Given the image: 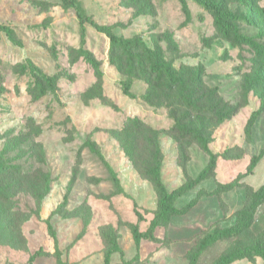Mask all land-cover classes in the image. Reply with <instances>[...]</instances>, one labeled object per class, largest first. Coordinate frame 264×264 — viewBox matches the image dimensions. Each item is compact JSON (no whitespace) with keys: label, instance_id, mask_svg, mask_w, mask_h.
<instances>
[{"label":"rangeland","instance_id":"374dc122","mask_svg":"<svg viewBox=\"0 0 264 264\" xmlns=\"http://www.w3.org/2000/svg\"><path fill=\"white\" fill-rule=\"evenodd\" d=\"M212 1L247 17L250 22L231 24L264 43V0ZM79 2L98 24L123 37L138 35L159 51L180 82L168 87L153 76H137L130 87L134 97L126 96L121 81L128 76L110 63L109 39L82 26L74 8L61 0H0V23L11 26L19 41L0 31V151L26 173L0 196V264H102L114 245L119 250L109 264H187L199 239L233 225L236 211L264 181V110L249 137L245 132L250 113L264 105V57L233 33L224 36L195 0ZM30 64L54 77V91L36 97ZM178 123L199 130L219 158L204 180L174 200L178 208L193 205L159 220L152 236L136 244L133 227L148 231L159 211L150 171L155 162L171 190L208 161ZM45 176L49 190L39 198ZM254 241L264 242V204L246 230L204 249L198 263Z\"/></svg>","mask_w":264,"mask_h":264},{"label":"trees","instance_id":"16d2710c","mask_svg":"<svg viewBox=\"0 0 264 264\" xmlns=\"http://www.w3.org/2000/svg\"><path fill=\"white\" fill-rule=\"evenodd\" d=\"M195 1L200 3L212 14L215 27L224 36H229L230 33H233L238 41L249 45L258 55L264 57V43L256 41L255 38L250 35L240 33L239 30L231 24L232 22H236L238 20H247V22H250L247 17L241 18L235 12L223 8L212 0ZM237 1L246 5H251L252 3V0ZM61 4L63 7H71L75 9L76 15L82 26L83 23L86 22L96 30L104 33L109 39L110 63L114 64L119 70L124 71L128 76L126 80L121 81L123 94L129 97H134L130 87L132 80L137 78V76L142 78H150L153 76L156 79L161 80L163 84L168 87L179 84L180 77L177 76V70L173 64L169 60H166L159 51L146 45L140 36L136 35L133 37H123L115 34L109 25L98 24L92 17L85 14L79 0H61ZM262 16L264 18V9ZM0 31L3 32L13 43L19 44V41L15 37V31L11 26L0 23ZM81 37V42L83 43V29L81 31ZM79 52L91 65L97 68L96 61L91 57L90 53L86 49L81 47ZM29 68L31 69L30 75L33 78L36 97H40L48 91L55 90L53 76L43 73L33 64H30ZM263 110L264 105H261L250 113L245 127V132L248 137L250 136V131L255 120L258 115L263 112ZM218 116L220 119L223 118V115L221 114ZM178 127L182 133L189 134L192 139L199 144L201 149L207 154L208 161L206 165L196 174V176L187 179L171 190H168L163 184L160 176V163L157 161L155 162L150 171L152 182L159 195V211L156 216L151 219L150 229L148 231L141 232L137 227H133L132 234L136 244L139 243L141 238H150L152 236V230L159 220H167L172 214L184 213L193 205V202L190 201L185 205V207L178 208L174 205V200L204 180L211 173L217 159L219 158V153L211 150L208 140L199 130L188 128L182 123H178ZM85 145H87L90 150L96 152L90 141H86ZM262 154L263 151H260L258 154L252 156L245 174L252 172ZM111 173L113 174V171H111ZM18 175L23 176L26 175V173L22 172L19 165L11 163L10 160L5 159L4 152L0 151V196L7 195V193L5 194L6 190L15 188L17 184L21 182V180L18 179ZM5 176L8 179L6 183L3 182V178ZM113 177L115 183H118L114 174ZM44 183L45 190L43 193L39 194V198H41L49 190V179L46 176ZM7 198L8 196L6 199ZM260 204H264V181L257 189L251 192L248 203L236 211V222L233 225L228 227H217L213 231L205 233L199 239L198 245L192 252L187 264H199L198 257L204 249L218 240L230 238L246 230L252 224L254 210ZM48 226L51 235L54 237V231L52 230L50 224ZM116 250H119L117 245L108 249L104 254L102 264H109L111 253ZM37 254L38 253L36 251L30 259L34 258ZM256 256L264 260V242L262 241H254L242 248H234L227 253L219 255L216 260L210 264H230L241 258L251 260Z\"/></svg>","mask_w":264,"mask_h":264}]
</instances>
